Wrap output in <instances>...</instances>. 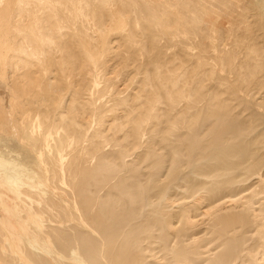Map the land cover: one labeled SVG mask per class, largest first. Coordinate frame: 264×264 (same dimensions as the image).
Segmentation results:
<instances>
[{"label": "bare ground", "instance_id": "6f19581e", "mask_svg": "<svg viewBox=\"0 0 264 264\" xmlns=\"http://www.w3.org/2000/svg\"><path fill=\"white\" fill-rule=\"evenodd\" d=\"M0 264H264V0H0Z\"/></svg>", "mask_w": 264, "mask_h": 264}]
</instances>
